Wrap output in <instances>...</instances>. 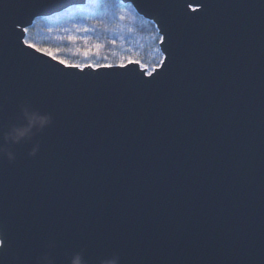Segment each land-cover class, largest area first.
I'll return each instance as SVG.
<instances>
[{"label": "water", "instance_id": "95a60500", "mask_svg": "<svg viewBox=\"0 0 264 264\" xmlns=\"http://www.w3.org/2000/svg\"><path fill=\"white\" fill-rule=\"evenodd\" d=\"M120 1L161 36L150 72L23 43L86 0H0V133L51 117L0 139V264H264V0Z\"/></svg>", "mask_w": 264, "mask_h": 264}, {"label": "trees", "instance_id": "16d2710c", "mask_svg": "<svg viewBox=\"0 0 264 264\" xmlns=\"http://www.w3.org/2000/svg\"><path fill=\"white\" fill-rule=\"evenodd\" d=\"M27 28L24 39L29 44L52 50L58 59L72 65L136 61L151 70L162 60L160 35L154 23L131 4L118 0H87L84 5L37 17ZM85 49H90L87 56L83 54Z\"/></svg>", "mask_w": 264, "mask_h": 264}, {"label": "clouds", "instance_id": "9594fccd", "mask_svg": "<svg viewBox=\"0 0 264 264\" xmlns=\"http://www.w3.org/2000/svg\"><path fill=\"white\" fill-rule=\"evenodd\" d=\"M20 118L22 123L10 126L6 131L0 133V139H3L5 144H16L22 140L31 139L34 132L45 128L51 121V117L47 114H42L27 106L21 108ZM38 150V145L34 146L32 153ZM0 154L6 155L9 160L15 158V154L7 150L4 145L0 144ZM40 264H50L47 255L40 258ZM70 264H84L83 257L77 253L75 254ZM103 264H118L117 258H109Z\"/></svg>", "mask_w": 264, "mask_h": 264}, {"label": "snow or ice", "instance_id": "6c2138e0", "mask_svg": "<svg viewBox=\"0 0 264 264\" xmlns=\"http://www.w3.org/2000/svg\"><path fill=\"white\" fill-rule=\"evenodd\" d=\"M17 27H21V24L20 23H17ZM21 31L22 33H27L28 32V28L24 27V28H21ZM69 39H72V37H69ZM23 43L25 45H27L29 48H34L36 52H44V53H47L53 60H57L59 64L61 65H65L67 67H72V68H77V69H83L84 67H86L85 65H81V64H75V65H69L67 61H65L64 59H58L52 52V50H49V49H40V48H36L35 45H31L29 44V42L27 41V39H25L23 41ZM97 48H99L100 46L99 45H96ZM79 51V49L77 50ZM89 51L90 49H85L83 54L85 56H87L89 54ZM87 67H99V65H88ZM104 67H111V66H104ZM121 67H125L124 65H121ZM0 246H2V243H0Z\"/></svg>", "mask_w": 264, "mask_h": 264}]
</instances>
